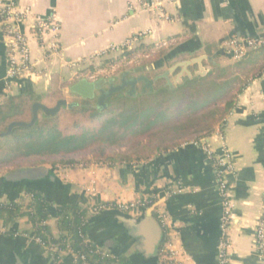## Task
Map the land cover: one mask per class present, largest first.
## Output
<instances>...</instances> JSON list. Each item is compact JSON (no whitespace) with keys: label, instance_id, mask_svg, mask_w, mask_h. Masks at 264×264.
Segmentation results:
<instances>
[{"label":"crops","instance_id":"crops-1","mask_svg":"<svg viewBox=\"0 0 264 264\" xmlns=\"http://www.w3.org/2000/svg\"><path fill=\"white\" fill-rule=\"evenodd\" d=\"M16 5L29 9L23 30L35 74L6 82L5 35L0 24V105L10 96L44 94L53 75L63 83L64 96L65 86L82 77L93 78L102 70L91 74L80 69L118 54L96 58V53L132 37H139L132 48L145 45L147 52L140 54L147 61L154 52L166 53L155 64L146 65L147 70L166 64L162 75L171 80L175 74L173 84L162 77L153 82V88L164 80L166 85H177L203 77L210 84H220L222 104L234 100L226 117L214 123L210 135L199 143L182 142L139 164L51 169L54 180L45 177L33 186L50 202L46 223L53 234H58L56 205H90L87 241L113 257L129 264H164L162 249L170 243L183 264H220L221 197L203 145L218 155L225 144L234 166L233 173L227 174L233 209L225 234V264H264L255 246L256 223L264 219V47L249 50L240 60L225 48L234 36L264 37V0H16ZM51 14L60 25L61 53L45 57L31 18ZM196 58L199 62L192 61ZM182 61L191 62L181 67L177 63ZM218 128L222 140L216 134ZM26 186L21 181L9 183L0 175V201L19 200ZM144 197L155 201L132 213L91 207L93 202L113 204ZM157 210L165 212L164 224ZM0 227L8 229L0 234V264H77L67 251L56 261L32 238L26 217Z\"/></svg>","mask_w":264,"mask_h":264},{"label":"trees","instance_id":"trees-1","mask_svg":"<svg viewBox=\"0 0 264 264\" xmlns=\"http://www.w3.org/2000/svg\"><path fill=\"white\" fill-rule=\"evenodd\" d=\"M144 48L145 45L138 44L132 49L103 59L99 64H87L80 70L95 74L100 69L109 68L123 57L130 59L137 53H146L147 49ZM62 84L53 75L42 95L26 93L8 97L0 105V132L5 131L11 121H28L31 117L30 104L33 101L54 105L64 97ZM220 89V84H210L203 77L189 78L182 84L166 85L159 92L153 88L152 91L146 90L135 95L119 93L128 101L129 107L115 117L109 118L112 108L108 100L105 107H92L91 102L85 99L81 100L79 107L62 108L54 117L40 115L32 126L15 128L10 134L0 137V175L5 177L36 167L48 168L44 164L29 162L31 157L43 158V163L64 169L78 164L84 168L90 165L113 167L118 164H139L152 156L142 151L144 139L152 140L156 136L153 129L159 125L163 126L164 133L158 143L154 144L156 153L172 149L182 142L200 141L210 135L212 125L225 118L234 103L233 98H229L222 104ZM169 96L174 101L165 108L168 111L162 109L160 101L152 102ZM145 101L153 103L149 104L148 110L170 114L166 119L151 112L146 116L140 111L131 115ZM127 143H131L130 149H137L134 152L116 149ZM79 153L87 155L76 160L75 156ZM12 182L14 181H9ZM21 182L27 186L19 200L0 201V226H13L20 218L26 217L34 236L45 242L55 243L61 248L68 246L77 254H85L93 264H129L123 258L101 256L95 252V246L84 240L87 239L90 205L69 202L56 205L55 225L58 234L55 236L53 229L46 223L50 216V202L33 186L34 183ZM54 258L59 260L56 254ZM79 263L77 260V264Z\"/></svg>","mask_w":264,"mask_h":264},{"label":"built area","instance_id":"built-area-1","mask_svg":"<svg viewBox=\"0 0 264 264\" xmlns=\"http://www.w3.org/2000/svg\"><path fill=\"white\" fill-rule=\"evenodd\" d=\"M28 18L29 9H20L16 5V0H0V24L5 35L6 47V82L19 79L26 74H35V63L31 58L29 39L23 30V26ZM31 27L34 35L39 41L40 48L43 50L45 57H52L61 53L60 25L53 14L49 16H32ZM138 41L139 37L126 39L120 44L111 45L106 50L96 53L95 56L97 58L109 53L123 52L131 49ZM262 47H264V37L234 36L225 42L227 53L235 60L242 59L249 50H255ZM76 63H79V61L72 62L73 65ZM216 134L221 140L223 139L219 128L216 130ZM193 143L195 144L196 142ZM203 149L214 166L218 191L221 197L222 239L219 244V263L225 264L228 250V239L225 237V234L231 222L233 209V201L229 193L227 181V174L233 173L234 171L232 152L225 144H222L220 154L218 155H216L208 145H203ZM91 196H94V193H91ZM154 201L155 199L153 198L144 197L136 201H117L113 204L93 202L91 207L93 211L116 209L124 213H132L142 207L152 204ZM157 213L160 222L164 224L167 219L165 212L163 210H157ZM7 231L8 229L6 227H0V234H5ZM81 236L84 235L81 234ZM32 238L48 249L53 255L56 254L58 258L63 251H67L73 255L76 261H80L79 264H93L87 259L85 254H77L68 246L66 248H61L55 243L45 242L40 237L33 235ZM84 240L87 241V239ZM255 246L259 258L264 262V219H259L256 223ZM95 252L104 257L112 256L108 251L99 248H96ZM162 254L164 264H183L177 259V252L173 249L170 243L165 245L162 249Z\"/></svg>","mask_w":264,"mask_h":264},{"label":"water","instance_id":"water-1","mask_svg":"<svg viewBox=\"0 0 264 264\" xmlns=\"http://www.w3.org/2000/svg\"><path fill=\"white\" fill-rule=\"evenodd\" d=\"M192 61L199 62V58L192 59ZM190 62L191 61H182L177 64L181 67H184ZM162 77L165 76L159 75L151 79L144 75H139L126 79L125 75H122L118 83H115L112 79L106 80L104 78H99L95 81H90L87 78L78 79L77 81L70 83L68 86L69 93L73 94L72 97H63L57 100L56 103L51 106L46 105L45 103L39 100L33 101L30 104V120L11 121L7 125L6 130L0 132V137L10 134L15 128L32 126L38 120L40 115L54 117L57 113H59L62 108L74 109L76 107H79L82 99H96V104H91L92 107H105L107 105L106 100L110 98L114 93L123 92L125 87H129V90L126 91L128 95H135L137 92L136 86L139 82H143L141 92H145L146 90L152 91L153 82ZM45 177L54 180L55 174L50 168L36 167L30 170L18 171L9 174L5 176V179L14 182L25 181L27 183H36ZM152 209L153 208H150L149 211L151 212Z\"/></svg>","mask_w":264,"mask_h":264},{"label":"rangeland","instance_id":"rangeland-1","mask_svg":"<svg viewBox=\"0 0 264 264\" xmlns=\"http://www.w3.org/2000/svg\"><path fill=\"white\" fill-rule=\"evenodd\" d=\"M163 51L164 50H160L159 52H154V54L151 56L149 61H147L145 57H142L140 53H137L136 55H134L132 57V59H126L123 57L120 60H118L115 64L110 66L109 68L102 69L101 71H98L97 74L95 75V77L88 78L89 77L88 76V77H82V78H87L90 81H95L99 78H104L106 80L112 79L115 83H118L120 81L122 75H125L126 79H129L131 77H136L139 75H144L145 73H148L152 77L159 76V75H162V73L165 70H167L166 68H168V65L164 64L161 67L160 66L155 67L153 70H151V69L147 70L145 68V66L155 64L156 61H158L159 59L164 57L166 55V53H164ZM115 55H118V54H115ZM174 75L175 74L172 75L171 80L170 79L168 80V77L165 76L166 81L173 84L175 82L174 81L175 78L173 77ZM166 81L164 80V82L162 81L159 84H157L156 85L157 86L156 91L158 90V92H159L162 87H165L166 83H167ZM68 86L69 85L65 86V88L63 90L65 92L64 96H72L73 95V94L69 93ZM142 87H143V82H139L136 86V90H137L136 94H139L141 92ZM128 90H129V87H125V89L123 90L122 93L127 94L126 91H128ZM219 91H221V89ZM119 93H121V92L114 93L110 98L107 99L108 104H110V106L112 108V110H110L111 112H110L109 118L117 116L119 112L125 111V109H128V107H129L128 101L125 99V97L120 96ZM163 95H165V94H163ZM217 95H219V94H217ZM89 101L91 102V104L95 105V99L89 100ZM158 101H160V103L162 104V106H161L162 109H164L165 111H168L165 108L170 104L171 101L173 102L174 99H173V97L169 96L166 99L153 100L152 102L155 103ZM148 102L145 101L144 105H142V104L138 105L136 108L137 111L133 110L131 112V115H136L135 113H138L139 111L145 116L147 115L148 112H151V114L153 113L155 115V113H156L155 110H152V111L148 110L149 104L152 105L153 103H148ZM159 110H161V109H159ZM165 111H163V113H162V111L160 113L157 112L156 114H159L158 116H161L163 119H166V117L170 114V112H165ZM171 113H172V111H171ZM173 115L174 114L172 113V116ZM30 118H29V120H30ZM151 119H152V117H151ZM162 127L163 126L159 125L158 127L153 129V131H155L154 135H156V136L152 137V140H149L148 138L144 139V148L142 149V151L145 154L154 155L156 153L155 149H154V144L158 143L159 138L164 133V131L162 130ZM130 146H131V143H127V144H124V146L122 148L118 147L116 149L118 151L123 150L126 152H129L130 150H132L134 152L137 149V148L130 149ZM85 154L87 155V153H79L75 156L76 157L75 159L81 160ZM44 161L45 160L43 158H40V157H31L29 159V162H32L34 164H44L45 166L52 169L53 171L57 170L58 172H61V170L64 169V168H61L60 166H56L53 168L48 163H43ZM79 166L82 167L79 164L75 165L74 167H79ZM91 166H94V165H90L89 167H91ZM86 168H88V167H86Z\"/></svg>","mask_w":264,"mask_h":264},{"label":"flooded vegetation","instance_id":"flooded-vegetation-1","mask_svg":"<svg viewBox=\"0 0 264 264\" xmlns=\"http://www.w3.org/2000/svg\"><path fill=\"white\" fill-rule=\"evenodd\" d=\"M95 104H96V99H95Z\"/></svg>","mask_w":264,"mask_h":264}]
</instances>
